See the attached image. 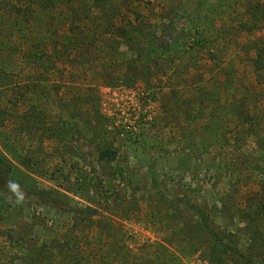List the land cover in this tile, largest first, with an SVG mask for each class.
Listing matches in <instances>:
<instances>
[{"label": "rangeland", "instance_id": "obj_1", "mask_svg": "<svg viewBox=\"0 0 264 264\" xmlns=\"http://www.w3.org/2000/svg\"><path fill=\"white\" fill-rule=\"evenodd\" d=\"M118 2L128 16L138 12L159 27L156 45L140 53L83 46L84 56L51 68L54 83L23 91L20 113L35 107L47 124L26 134L18 120L0 127V151L11 150L17 167L11 181L23 195L17 203L9 189L0 194V264H33L28 250L75 237L82 264L264 263V153L254 133L261 128L247 130L232 107L237 96L264 127V84L250 62L251 48L264 44V19L263 30H248L256 25L250 8L264 7V0ZM56 22L44 24L41 34L60 48L67 33L45 35L46 26L59 30ZM10 55L1 61L15 69ZM6 84L0 72V106L11 110L10 101L23 92L1 87ZM53 131L59 140L49 139ZM105 149L116 151L115 160L100 158ZM168 191L185 193L207 215L209 232L194 211L172 204ZM58 204L99 215L76 222ZM212 233L247 260L238 254L223 263L212 259Z\"/></svg>", "mask_w": 264, "mask_h": 264}, {"label": "trees", "instance_id": "obj_2", "mask_svg": "<svg viewBox=\"0 0 264 264\" xmlns=\"http://www.w3.org/2000/svg\"><path fill=\"white\" fill-rule=\"evenodd\" d=\"M110 5L112 8L111 12L108 9ZM180 10L181 15L185 16L183 18L189 20L188 9L182 8ZM250 12H252L250 14L254 17L256 25L248 28V30L254 31L257 28H259L258 30H263L262 27L258 26H261V22L264 19V7L262 5L253 6L250 8ZM133 14H135V18L125 14L122 3L120 4L118 0H98L94 3L90 2V0H0V72L1 79L7 82L6 85H2L1 87L13 88L14 93L17 90L18 94L23 91L38 93L43 83L51 84L55 82L51 68H56L59 62L62 64L61 66H66L67 63L63 59L68 58V60L75 61L79 56H84L82 54L83 46L92 44V42L97 44L103 43L114 49L126 46L136 53L148 52L157 43L159 27L154 30V25L149 17H145L138 12ZM165 18L168 17H163V19ZM50 20L57 21L56 26L59 30H55L54 27L51 29L52 25L46 26L50 29H45L47 31L45 35H48L51 30H54L59 37L62 34H68L66 37H63L67 40L66 43H61L60 47L66 53L65 56H62L57 41L47 39L41 34L43 25ZM148 25L151 27H147ZM151 29L153 30L151 31ZM82 39L89 40L90 42L85 43ZM193 43L197 47L202 45L200 41H193ZM251 51H254L255 54L251 57L250 62L261 81L260 83L264 84V44L256 43L251 48ZM7 52L11 54L10 58L14 57V62L18 63L15 69H8L7 65L1 61V57L3 54H7ZM90 62L89 60L88 63ZM134 68L138 69V67ZM25 70H29L32 76L25 77ZM208 94H205L206 97H212L211 93ZM24 96L23 92L21 97H16L10 101V104H12L11 110L8 107L6 109L0 106V127L5 126L6 122L10 121V119L13 121L18 120V122H21L20 125H22L20 128L23 130L22 133L26 134L31 129L38 128V124H47L45 116L42 118L41 116H36V114L40 115L41 113L35 112V107H32L27 112L30 113L29 119L26 117L27 113H20ZM234 100L235 102L232 106L235 109L234 114L241 123L247 125V130H252V128L256 130L254 128L257 126L261 128L259 133H254L258 134L256 137L258 143H260V150L264 153L263 122L257 121L251 115L249 106L244 111V107H242L244 103L238 104L239 100H237V96L234 97ZM25 120L27 123L24 128L23 121ZM20 125L18 124V127ZM49 130L54 129L49 128ZM208 132L209 134L214 133L210 129ZM59 137L60 134L53 131L49 139L55 140ZM9 153H11L10 149L9 151H0V194L8 191L11 175L17 171V167L10 159ZM116 154V151L112 149H105L99 153L100 158L107 161L115 160ZM19 162L21 166H26L24 161ZM101 184H98L99 187ZM98 185L95 188H98ZM169 192V196L174 199L171 203L176 204V206L178 204V208H185L189 214L194 211L195 216L199 219L198 224L205 231L209 232L207 215L197 209L196 205H192L185 193L175 195ZM55 206L74 214L76 222L92 223L94 222L93 217L99 215V210L91 207L77 210L70 208L69 210V208L63 207L60 204ZM176 213H181V209ZM212 236L213 243L210 248L212 259L223 263L234 254H238L240 257L246 259L245 254L239 248H235L230 242H227L224 237L221 238L217 233H212ZM83 254L82 243L78 237H75L71 241H57L55 244H52L50 249L42 247L34 251L28 250L27 258L33 261V264L51 263L55 257L62 259L57 264H82L84 261ZM74 258H77V260H74ZM256 264L264 263L261 261Z\"/></svg>", "mask_w": 264, "mask_h": 264}, {"label": "clouds", "instance_id": "obj_3", "mask_svg": "<svg viewBox=\"0 0 264 264\" xmlns=\"http://www.w3.org/2000/svg\"><path fill=\"white\" fill-rule=\"evenodd\" d=\"M8 189H9V192L16 197L17 203H19L23 200L21 188H20V185L18 183H16L15 181H10L8 184Z\"/></svg>", "mask_w": 264, "mask_h": 264}]
</instances>
